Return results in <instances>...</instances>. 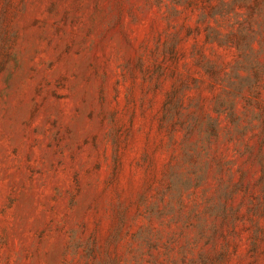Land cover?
<instances>
[{"label":"rangeland","instance_id":"1","mask_svg":"<svg viewBox=\"0 0 264 264\" xmlns=\"http://www.w3.org/2000/svg\"><path fill=\"white\" fill-rule=\"evenodd\" d=\"M0 264H264V0H0Z\"/></svg>","mask_w":264,"mask_h":264}]
</instances>
